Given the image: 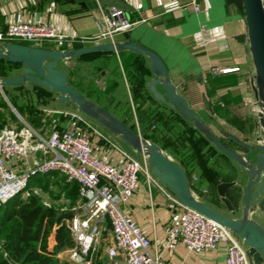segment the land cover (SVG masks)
Returning <instances> with one entry per match:
<instances>
[{
    "label": "crops",
    "instance_id": "crops-1",
    "mask_svg": "<svg viewBox=\"0 0 264 264\" xmlns=\"http://www.w3.org/2000/svg\"><path fill=\"white\" fill-rule=\"evenodd\" d=\"M120 1L127 6L121 8L125 17L136 24L131 31L118 35L115 43L131 41L156 53L164 62L176 92L185 99L197 119L227 148L242 155L244 149L234 140L249 146L255 145L264 128L257 120L255 70L249 51L246 22L237 7L226 0ZM98 4L105 10L117 7ZM196 6L198 10H195ZM17 13H22L28 22L51 26L58 34L87 38L95 35L96 23L100 19L98 7L89 8L72 0H0L1 27L13 22ZM74 46H69L68 50H73ZM81 46L91 45L85 43ZM42 48L55 50L52 43H47ZM0 63L7 65L2 60ZM76 66L103 68L98 84L103 86L101 90L107 94V99H103L107 104L99 100L97 91L87 94L70 82L71 70ZM59 68L67 73L68 83L72 87L124 124L129 123L127 119L130 116L124 114L123 108L126 106L121 105V102H125L127 98L131 100L133 95L131 105L133 107L134 102L138 108L140 122L146 124L156 121L155 143L190 173L191 191L196 198L205 203H209L215 196L219 199L216 193L218 184L238 181L236 176L242 171L239 165L218 151L180 113L159 103L149 94L146 85L153 74L147 57L124 50L120 53L102 54L94 59L65 60L59 63ZM43 89L47 95L52 93ZM158 90L161 91V88L158 87ZM29 106L45 112L51 119L54 115L58 119H53L56 123L52 121L46 127L37 128L18 113L23 121L38 132L48 134L52 130L71 126L77 127L82 133L88 132L80 123L70 119V114L79 115V112L69 104L58 102V97L48 103H33ZM29 106H16L15 109ZM17 118L15 115L14 120L0 129L6 125L21 127L22 123ZM86 121L92 124L91 121ZM105 134L123 151L133 156L132 149L118 139V136L109 132ZM145 139L150 138L145 136ZM97 151L110 162L120 159V155L102 141L97 144ZM227 194L232 200L233 190L230 189ZM150 198L151 201L147 183L141 178L138 191L121 206V210L135 220L150 238L151 253L158 250L164 264H224L226 253L223 246L200 253L187 251L181 245L173 250L167 249L164 230L180 209L175 208L156 188L151 189ZM240 213L241 206L236 215L229 216L240 218ZM251 219L264 228L262 220L255 217ZM111 237L110 229L102 235L100 246H104L103 252L108 262H100L124 264L121 258L111 261L106 255V246ZM53 244L51 237L49 249H52ZM65 251L58 258L66 255Z\"/></svg>",
    "mask_w": 264,
    "mask_h": 264
},
{
    "label": "built area",
    "instance_id": "built-area-1",
    "mask_svg": "<svg viewBox=\"0 0 264 264\" xmlns=\"http://www.w3.org/2000/svg\"><path fill=\"white\" fill-rule=\"evenodd\" d=\"M97 7L100 19L92 37L61 35L51 26L28 22L22 13H17L13 22L4 28L0 25V46L26 43L42 48L52 43L56 51H69L68 47L76 44L115 43L118 35L131 31L136 24L125 17L121 8L105 10L99 4ZM195 10H198L197 6ZM259 101L257 97L260 125L264 108L258 106ZM69 116L72 122L80 123L88 132L82 133L71 126L43 134L21 118V127L6 125L0 129V208L18 196L22 199L38 196L37 189H30V181L57 173L65 178L66 183L77 184L78 204L65 221L74 241V247L65 252L73 264H92L97 245L109 229L112 235L106 246L109 260L121 258L124 264H164L158 250L150 252V238L121 210V206L138 191L141 178H144L149 201L151 189L156 188L180 209L164 230L167 249L173 250L181 245L187 251L200 253L223 246L226 253L224 264H253L242 240L229 229L184 207L154 178L145 157L136 160L80 115ZM100 141L120 155L119 161L110 162L99 155L97 144ZM43 204L49 206L46 202Z\"/></svg>",
    "mask_w": 264,
    "mask_h": 264
},
{
    "label": "water",
    "instance_id": "water-1",
    "mask_svg": "<svg viewBox=\"0 0 264 264\" xmlns=\"http://www.w3.org/2000/svg\"><path fill=\"white\" fill-rule=\"evenodd\" d=\"M89 8L115 5L127 8L120 0H72ZM234 4L244 15L246 34L255 70V90L259 98L258 106L264 108V0H226ZM132 51L148 58L153 77L147 82L149 94L159 103L177 111L202 133L223 155L234 161L242 170L237 182H223L217 185L216 193L226 211L236 215L241 206V217L234 218L213 209L196 198L191 192L190 181L185 170L172 160L158 145L145 140L107 110L87 99L68 83L67 73L59 68V63L91 54L120 53ZM0 60L19 68L13 76L0 78V91L12 111L19 117L3 93V88L25 85L38 86L56 94L58 102L69 104L79 113L97 122L109 133L118 136L133 151L141 153L147 160L155 179L175 195L177 200L202 216L233 232L248 249V257L253 264H264V228L251 217L264 222V132L255 145H245L234 140L243 149L239 155L216 139L197 119L185 99L176 92L170 81L167 68L161 58L148 48L131 41L124 43H101L69 51H56L31 47L23 44L7 43L0 46ZM161 88V91L158 90ZM264 128V118L260 119ZM145 149L146 151H143ZM145 152V153H143ZM233 190L235 202L227 197Z\"/></svg>",
    "mask_w": 264,
    "mask_h": 264
},
{
    "label": "trees",
    "instance_id": "trees-1",
    "mask_svg": "<svg viewBox=\"0 0 264 264\" xmlns=\"http://www.w3.org/2000/svg\"><path fill=\"white\" fill-rule=\"evenodd\" d=\"M81 47L75 45L74 49ZM102 54H91L77 59H94ZM5 109V103L0 104V127L15 119L14 115ZM16 110L31 126L37 128L46 127L54 121L53 119H57L55 115L51 119L45 112L32 106ZM186 173L190 180V173ZM58 176L61 175L53 173L38 176L29 183V186L49 193L52 205L45 206L39 196L30 195L26 199L18 196L0 208V264H69L61 261L58 255L74 247L71 233L65 225V221L72 216V211H63L54 203L62 199L72 207L77 199V184L66 183L63 176L59 182ZM52 185L56 188L54 191L50 189ZM51 237L54 244L52 249H49Z\"/></svg>",
    "mask_w": 264,
    "mask_h": 264
},
{
    "label": "rangeland",
    "instance_id": "rangeland-1",
    "mask_svg": "<svg viewBox=\"0 0 264 264\" xmlns=\"http://www.w3.org/2000/svg\"><path fill=\"white\" fill-rule=\"evenodd\" d=\"M102 69H103L102 67L91 68L90 66H84V67L81 66L80 68H78V66H76L75 69L71 70L73 73L70 71L71 72L70 82L74 86L78 87L81 91H83L87 94H90V93L92 94V92L97 91L96 95L99 96L98 97L99 100L101 102L107 104L108 102L103 100V99H107L106 98L107 94H105V92L103 90H101V89H103V86L98 84V82L101 80ZM18 70H19V68L17 66L8 65V64L6 65L4 63H0V78L13 76L18 72ZM73 76H74V78H73ZM76 76H78V78H76ZM3 93H4L5 97L7 98L9 104L13 108H15L16 106H21V105H28L29 106L30 104H33V103H36V104L48 103L49 100H51V99L53 100L55 97H58L54 93L47 95L43 88H40L38 86H33V85H25V86H19V87H6V88H3ZM131 94H132V91H131ZM131 96H132V99H134L133 95H131ZM132 99L130 100L129 98H127V100L125 102H121V105L126 106L125 108H123L124 114L126 116H130L127 119L129 123H126V125L129 128H131L133 131L138 132L142 138L145 139V136L150 138V139H145V140L156 144L155 143L157 141L156 140L157 139V130L155 131V128H156L155 125H157L156 121L154 120L152 123L148 122L146 124H142L138 118V115H137L138 114V108H136L134 102H133V107L131 105ZM2 103H5V105H6L5 110L11 112L15 117L16 114L12 111L11 107L7 104V101L5 100L3 94L0 91V104H2ZM79 115H80V117H83L85 120L91 121L92 124L95 125L96 128L101 129V131L104 134L106 132L108 133V131L105 130L97 122L89 119L88 117H86L85 115H83L81 113H79ZM16 118H17V115H16ZM17 120H19V118H17ZM118 139H120V138H118ZM109 140H110V138H109ZM112 143H114V142H112ZM116 145H118V144H116ZM159 148L162 149L161 147H159ZM129 151H131V150L129 149ZM206 151L208 152V150H206ZM131 153L133 155L132 157L137 159L138 161H141L143 159V155L141 153L135 152L133 150L131 151ZM60 177L61 176H58L59 182L61 179ZM193 180L194 181L196 180L195 176L193 177ZM52 182H54V181H52ZM29 187H30V189L31 188L37 189L39 191L38 196L42 199V201L46 202L48 205H52V202L50 201L49 193L42 192L39 190L38 187H35V186H29ZM50 189L52 191H54L56 188L54 187V185H52ZM227 197H228V194H227ZM209 201L210 202L207 204L209 206H211L213 209L223 213L226 216L232 215L231 213L226 211L225 207L220 202V200L218 198H216V196L212 200H209ZM232 201L235 202L234 197H232ZM77 202H78V199L73 206H75L77 204ZM54 204L56 205V207H59L60 209L62 208L61 210H70L71 211V209L73 208V206L71 207V205H68L69 204L68 202H66L65 200H62V199L60 201L58 200ZM100 244L101 243H99L97 245L96 251L94 252V255H93L92 261L94 264L96 262L101 261V260H105L106 262H108L106 257L104 256L105 255L103 252L104 246L103 245L100 246ZM59 259L61 261H66L69 264H73L70 261L69 256L67 254L66 255L64 254Z\"/></svg>",
    "mask_w": 264,
    "mask_h": 264
},
{
    "label": "bare ground",
    "instance_id": "bare-ground-1",
    "mask_svg": "<svg viewBox=\"0 0 264 264\" xmlns=\"http://www.w3.org/2000/svg\"><path fill=\"white\" fill-rule=\"evenodd\" d=\"M143 151H146L145 149H143ZM143 153H145V152H143ZM144 157V156H143Z\"/></svg>",
    "mask_w": 264,
    "mask_h": 264
}]
</instances>
